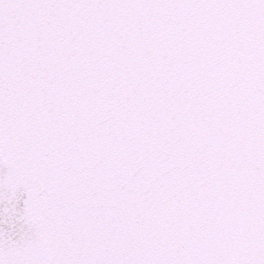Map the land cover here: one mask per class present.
<instances>
[{
	"label": "snow or ice",
	"instance_id": "snow-or-ice-1",
	"mask_svg": "<svg viewBox=\"0 0 264 264\" xmlns=\"http://www.w3.org/2000/svg\"><path fill=\"white\" fill-rule=\"evenodd\" d=\"M0 264H264V0H0Z\"/></svg>",
	"mask_w": 264,
	"mask_h": 264
}]
</instances>
